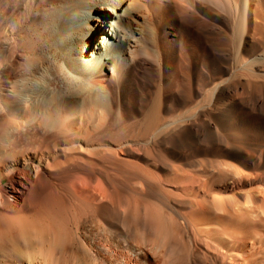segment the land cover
Here are the masks:
<instances>
[{"label": "bare ground", "instance_id": "obj_1", "mask_svg": "<svg viewBox=\"0 0 264 264\" xmlns=\"http://www.w3.org/2000/svg\"><path fill=\"white\" fill-rule=\"evenodd\" d=\"M0 264H264V0H0Z\"/></svg>", "mask_w": 264, "mask_h": 264}, {"label": "rangeland", "instance_id": "obj_2", "mask_svg": "<svg viewBox=\"0 0 264 264\" xmlns=\"http://www.w3.org/2000/svg\"><path fill=\"white\" fill-rule=\"evenodd\" d=\"M245 126H246L247 128L250 129V128H251V124H250V122H246V123H245Z\"/></svg>", "mask_w": 264, "mask_h": 264}]
</instances>
